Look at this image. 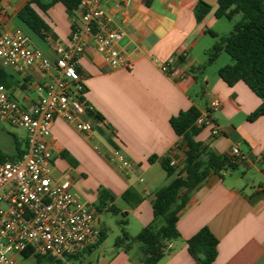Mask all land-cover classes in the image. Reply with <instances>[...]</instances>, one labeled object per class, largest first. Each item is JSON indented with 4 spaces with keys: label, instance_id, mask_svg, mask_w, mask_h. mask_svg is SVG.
<instances>
[{
    "label": "crops",
    "instance_id": "obj_1",
    "mask_svg": "<svg viewBox=\"0 0 264 264\" xmlns=\"http://www.w3.org/2000/svg\"><path fill=\"white\" fill-rule=\"evenodd\" d=\"M29 1L1 0L0 31L23 33L32 47L54 60L56 46L70 44L78 13L69 15L60 2L46 12L34 5L49 27L41 38L18 18ZM146 1L131 0L115 19L116 25L125 31L120 48L131 62L129 68L113 69L94 45L78 60L85 101L110 126L114 143L131 162L129 174L109 163L107 157L113 146L106 136L97 132L94 141H90L58 118L48 140L53 153L52 178L69 179L74 197L95 209L99 190H108L115 196L114 204L120 214L128 219L129 234L137 236L153 222L157 192L173 183L185 163V138L175 133L170 119L193 106L204 113L210 101L219 97L222 106L212 114V120L221 135L214 137L207 127L195 139L221 156H230L231 149L239 147L243 161L235 170L210 174L191 195L179 214L177 228L181 238L170 242L171 252L158 264H196L188 252L187 241L205 227L219 240L215 264H264V116L255 121L248 119L262 100L244 82L230 87L219 77V69L232 62L220 58L223 53L217 73L208 74L204 69L203 56L206 58L218 40L211 33L227 36L233 26L223 22L224 18H216L217 0H153L150 7ZM199 1L212 7L200 23L194 13ZM117 4L118 0H104L106 8ZM240 19L241 15H237L233 22ZM177 54H185L179 62L189 74L185 81L169 78L160 70L163 62ZM4 68L18 81L17 87L7 90L9 95L24 106L41 97L39 87L56 75L54 71L46 73L36 68L25 72L14 66ZM16 143L20 144L14 137ZM26 145L25 136L24 148ZM151 158L156 160L151 162ZM164 158L176 162L173 174L162 167ZM250 171L260 178L252 179L248 176ZM129 191L140 199L136 207L123 199ZM98 218L100 222V214ZM90 260L89 264H143L136 247L127 253L115 250L114 246L106 248L104 243Z\"/></svg>",
    "mask_w": 264,
    "mask_h": 264
},
{
    "label": "built area",
    "instance_id": "obj_2",
    "mask_svg": "<svg viewBox=\"0 0 264 264\" xmlns=\"http://www.w3.org/2000/svg\"><path fill=\"white\" fill-rule=\"evenodd\" d=\"M130 2L118 0L115 7L106 8L104 0H81L70 44L56 46L54 60L32 47L23 33L0 31L3 67L14 66L21 72L36 68L56 73L44 87H39L43 95L30 106L14 100L0 85V122L23 130L27 139V149L21 158L0 162V264H19L18 256L27 249L32 250L33 256L66 261L99 242L97 210L74 197L69 179L52 178L53 153L48 140L52 124L62 118L94 141L97 130L88 115L93 108L85 101L78 60L94 45L113 69L130 67L129 58L120 48L125 31L115 22L119 10L123 12ZM184 57L185 54H177L163 62L161 72L185 81L189 74L179 65ZM221 106L220 98H213L195 126L211 128L214 137L221 135L212 120V114ZM230 157L243 159L239 147L231 149ZM107 158L110 164L129 174L131 162L120 148L112 147ZM170 164L177 165L175 161ZM168 249H172L171 243Z\"/></svg>",
    "mask_w": 264,
    "mask_h": 264
},
{
    "label": "trees",
    "instance_id": "obj_3",
    "mask_svg": "<svg viewBox=\"0 0 264 264\" xmlns=\"http://www.w3.org/2000/svg\"><path fill=\"white\" fill-rule=\"evenodd\" d=\"M58 2L66 7L69 15L74 16L81 0H51L48 3L42 0H30L18 13V18L35 34L44 38V33L49 31V27L37 13L34 5L46 12ZM152 3L153 0H147L146 6L150 7ZM217 3L216 18H224L233 22L237 15H241V19L234 23L231 33L227 36L219 37L211 33L218 40L207 52L206 64H214L222 53L231 57V64L221 67L218 75L230 87L240 81L244 82L262 100V104L248 117L249 121H255L264 116V0H217ZM211 10L212 7L209 4L199 1L194 11L196 21L202 22ZM78 71L80 72L79 68ZM0 85L4 86L6 90H12L18 86L15 76L1 64ZM88 115L93 120L97 132L106 136L113 147H117L113 141L110 126L104 124V117L94 110H89ZM200 115L201 112L193 106L170 119L175 133L183 136L187 144L184 166L178 171L177 178L173 183L157 192L153 204V222L143 228L137 236L133 237L129 234L128 219L121 218L119 221L121 234L114 242L115 250L129 253L136 247L143 264H158L171 252V249H168V244L181 238L177 228L179 214L186 207L191 195L210 174L235 170L243 161V159L235 160L230 156L217 155L210 151L205 144L195 139L202 129L195 126ZM15 149L14 155H9L0 149V162L21 158L26 152L27 145L23 149L21 144L16 143ZM155 160L156 158L150 159L151 162ZM161 164L168 174H173L176 170L171 166L168 158L162 159ZM123 199L131 207H136L140 203V199L135 198L130 191L123 195ZM114 202L115 196L101 188L96 207L97 212L101 214L106 209L114 215H119L120 210ZM100 232V239L96 245L84 248L69 256L66 261L50 256H33L30 249L22 252V257L24 259L33 258L36 261L35 264H89L92 253L107 239L108 230L100 227ZM218 245V238L207 227L202 228L187 241L188 252L196 264H215Z\"/></svg>",
    "mask_w": 264,
    "mask_h": 264
},
{
    "label": "rangeland",
    "instance_id": "obj_4",
    "mask_svg": "<svg viewBox=\"0 0 264 264\" xmlns=\"http://www.w3.org/2000/svg\"><path fill=\"white\" fill-rule=\"evenodd\" d=\"M223 20H224L223 22H230L227 19H223ZM234 23L235 22H230L232 26L234 25ZM222 56L223 57H220V58H224V60H228V61L231 60V57L227 55L226 53H223ZM220 58L212 65H207L205 63L204 69L206 70L208 74L217 73L219 63L221 62V60H223ZM203 59L206 61L207 56L206 58L203 56ZM198 77L201 78L202 76L198 75ZM25 136H26V133L23 130L11 127L10 125L6 123H0V149L1 150L8 152L10 154H14L16 152L15 144H14V137L17 138L22 148H24ZM234 172L235 171H230L229 173H234ZM248 176H250L252 179L260 178L259 177L260 175L256 173L255 171H250ZM118 205L120 206L121 202H119ZM121 218H123L122 214L114 215L113 213H110L107 211L100 214L99 226L102 225L103 227H106V229L108 230L107 239L104 242V246L106 248L113 247L116 238L121 234V228L119 226V221L121 220ZM35 263L36 261L34 259H24L23 257H19V264H35Z\"/></svg>",
    "mask_w": 264,
    "mask_h": 264
}]
</instances>
